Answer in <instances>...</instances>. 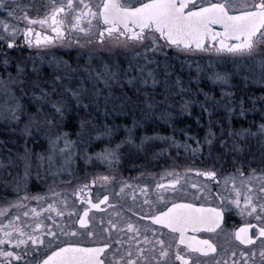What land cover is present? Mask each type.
<instances>
[{
    "label": "snow or ice",
    "instance_id": "6c2138e0",
    "mask_svg": "<svg viewBox=\"0 0 264 264\" xmlns=\"http://www.w3.org/2000/svg\"><path fill=\"white\" fill-rule=\"evenodd\" d=\"M30 7L37 12L43 8V16H31ZM4 12L26 22L18 28L0 21V41L7 49H18L17 37L23 35L29 48L76 49L77 67L65 61L60 70L57 61L44 74L35 61L29 70L26 61L17 60L13 75L10 54L0 53V121L24 140L23 153H17L24 162L22 174L5 185L14 186V198L0 202V264H264V158L254 167L253 156L246 169L243 145L234 142L228 151L239 156L233 157L231 171L217 169L213 161L207 167H171L159 179L153 174L124 178L116 175L115 166L125 144L144 151L148 141L160 140L168 149L175 148L177 156L183 149L193 158L203 156L207 144L210 157L214 143L227 148L223 127L218 136L209 119L203 142L182 130L183 141L175 135L145 136L137 145L135 130L143 120L133 119L130 126L123 125L125 139L113 145L118 129L105 123L100 131L88 118L90 108L100 110L101 97L108 117L113 111L110 99L119 92L115 100L121 109L131 103L145 119L156 117L174 131L171 109L176 104L181 113L198 104L209 117L222 107L229 123L244 119L256 109V98L249 97L252 108L239 100L237 112L233 85L227 74L212 70L211 57L231 58L233 74L246 86L248 81L258 85V99L264 100V0H0V13ZM201 55L209 61L207 70L196 64L193 93L191 78L187 84L178 75L172 79V61ZM202 74L212 85L222 86L218 100L208 92L202 101L192 98L202 91ZM71 112L79 117L76 140L63 130ZM260 113L264 116V108ZM227 136L264 139V121L256 132L251 127L229 128ZM41 137L47 140V155L28 147ZM94 141L102 147L86 155L85 162L103 165L107 174H96L91 184L59 188L56 178L72 174L79 145ZM33 157L37 180L52 177L45 191L29 187ZM8 164H15L11 156ZM5 167L0 162V168ZM98 182L105 194L93 199L89 189ZM234 216L241 224L232 221ZM199 233L206 238H198Z\"/></svg>",
    "mask_w": 264,
    "mask_h": 264
},
{
    "label": "rangeland",
    "instance_id": "374dc122",
    "mask_svg": "<svg viewBox=\"0 0 264 264\" xmlns=\"http://www.w3.org/2000/svg\"><path fill=\"white\" fill-rule=\"evenodd\" d=\"M3 51H7L10 54L11 64L9 67V71L13 75H15V64L17 60L26 61L29 70L32 68V61H35L36 65L41 68V71L44 74L50 73L52 71V68L56 67L57 61H59L60 70H63L65 61L71 64L73 68L77 67V64L75 63V61L77 60L76 49H62L57 46L51 47L49 49H30L28 52L22 53L21 47H19L18 49L10 50L7 49V45H3L2 47H0V53H2ZM211 59L213 61L212 70L220 72L221 74H227L230 84L233 85L232 91L234 89L233 92L235 93V99L237 101V112L239 111L238 102L239 100H241L240 98H238V93L239 95L247 92L256 93L253 98H256L257 100V107L254 111L247 112L244 119H233L231 123H229V120L227 118L228 114L224 111L222 107L216 108L211 117H209L208 113H204L201 111L198 104L192 105L189 113H181L179 105L176 104L171 109L173 116L171 123L174 126V131L173 127L169 126V123L161 121L156 117L145 119L138 110H135V106L131 103H129L128 108L121 109L119 107V101L115 100V96L120 95L119 92L114 93V96L110 99L108 107L109 109H113V111L108 117H105L103 115L104 98L101 97L100 110L97 112L95 107L90 108L88 111L91 112V116H89L88 118L92 121L93 124H96L98 126V130L100 131L104 130L103 125L105 123L118 129L113 134V145L125 139L126 133L124 131L123 125L130 126L133 122V119L143 120L142 126H138L135 130L134 139L137 145L140 143V140L145 136L164 137L175 135L178 141H183L185 139V134L182 130H187L189 135L194 136L203 142V138L208 128L209 119H211L214 124L213 131L216 132L218 136L221 133V127H223L224 137L227 141V148H221L220 144L216 142L213 145V151L211 152V156L209 157L208 145L204 144V156L195 158V161L198 162L195 163V165H205L204 162H199L201 160H205L207 166H210L213 161H216L215 166L218 169L220 166V156L222 155V153H225V156L228 161L227 165H232L233 157L239 156L238 153L228 151V149L232 147L234 142L243 145L244 156L242 158L246 161L245 166H247V160H250L253 156L256 160V163L254 164H258V162L262 158H264V139H261L259 136H256L249 137L247 141L240 140L236 137H228L227 131L229 128L240 129L242 127H251V130L253 132H256L259 124L264 121V116H262L260 113V109L264 108V100L258 99L262 95L260 87L258 85H253L251 81H248L246 86L245 81L239 75H234L233 73L236 71V66L233 64L231 58L217 60V58L213 56L211 57ZM208 61L209 57L207 55L193 56L186 61L176 59L172 61V64L174 66L172 69L174 73L172 79L174 80L175 77L178 75L187 84V82L191 78L192 92L195 93V85L197 84L196 64L199 63L203 68L207 70ZM49 62H51V67L49 66ZM190 64L191 68H189ZM80 65L83 66V60L80 61ZM160 71H163V67H161ZM66 83H68V81H66ZM198 83L202 91H200L199 95H192V93H189V95H192L193 99L202 101L204 99V92H208L210 95H213L217 100L220 98L222 87L220 84L212 85L208 81L207 76L203 74L199 79ZM105 95H107V93H105ZM159 98L162 99V97ZM141 99H143V97H141ZM245 107L252 108V105H245ZM81 114L87 115V113L85 112H82ZM69 115L75 116L77 115V113L71 112L69 113ZM0 127L1 132L5 133L3 136L0 134V162H3L6 165L5 168H0V193L5 194V192H7L6 196H1L0 194V202H6L7 199L14 198V186L11 183H8L6 187V182L11 181L12 178L16 176L18 172L22 174L24 162L18 159L17 153H23L24 140L21 138V134L19 133V131L13 132L3 121H0ZM70 138L72 140H76V132L72 135L70 134ZM189 143L195 146L194 140L189 141ZM28 147L32 149L33 152H44V154L47 155V152L45 151L48 147L47 140L43 137H41V139L36 143H29ZM101 147L102 144L99 141H94L91 145L80 144L79 148L77 149V155L74 156V163L71 165L72 174L68 175L67 172H64L61 177L56 178V182L59 188H72L78 183H89L91 181V178L98 173L107 174V169L103 165L97 164L94 161L92 163H86L84 158L86 155H91L94 152L99 151ZM162 148L166 149L165 151H177L175 148L168 149L167 145L161 142L160 140L148 141L144 146V151H139L137 148L125 144V146L121 150L122 155L120 158V163L119 165L115 166L118 169L116 175L124 177V166H126L128 163H131V161L136 165L139 163L144 165L146 164L147 155H153L152 153H149L150 151H161ZM219 150H222V152H217ZM180 151H183V149H181ZM9 156H11L12 159L15 161L14 165L8 164ZM57 159L59 160V157ZM33 161L34 162L32 167V177L30 180L29 187L34 192L45 191L48 185L52 183V177L48 176L47 179L37 180V167L35 164V157H33ZM46 167L47 164L45 165V168ZM9 172L11 173V175H9ZM41 176H46V173L42 171ZM61 179L71 180L72 183H60ZM97 184L102 186L100 182H98ZM95 191L96 193H104L105 187H97Z\"/></svg>",
    "mask_w": 264,
    "mask_h": 264
},
{
    "label": "flooded vegetation",
    "instance_id": "af4514ba",
    "mask_svg": "<svg viewBox=\"0 0 264 264\" xmlns=\"http://www.w3.org/2000/svg\"><path fill=\"white\" fill-rule=\"evenodd\" d=\"M96 0H93V3H95ZM37 3H39V0H37ZM29 14L33 17H36L37 15L39 16H43L44 14V9L40 8L39 12H37L36 7H30L29 8ZM0 21H5L9 24H15L18 28H24L26 26V22L25 21H17L14 20L11 17L7 16V12L4 13H0ZM36 28L37 31H40V27L39 25L34 26ZM3 31V28L0 27V32ZM45 34H49V33H45ZM16 43L20 45L21 49H22V53L28 52L30 49H37V47L34 45L32 48H29L27 46L26 43H24V38L23 35H20L17 37ZM3 45H6L3 41H0V47H2ZM59 47V46H58ZM51 48V47H49ZM49 48H44V47H40L39 49H49ZM60 48H64V47H60ZM202 56V55H201ZM217 152H222V150H219ZM149 153H152L153 155H147V159H146V164L142 165V164H135V163H128L126 166H124L123 168V174H124V178H131V177H140L141 174H144L145 177L148 176V174H153L156 176L157 179H159L160 175L166 170V169H170L171 167H177V168H184V167H207V164L205 162V160H201L199 161L200 163L204 162L205 165H195V163H198L195 161V158L191 157L190 154L186 155L184 154L183 151H180V155L177 156L176 155V151H164L163 154L156 156L154 155V153H160V151H150ZM263 154V153H260ZM204 156V155H203ZM201 156V157H203ZM258 158V156H257ZM230 162V160H229ZM228 161L225 155H221L220 156V166L218 169H221L222 171H231L232 170V165H227ZM254 167H258V164H253ZM245 168L247 169V166H245ZM167 177L165 178V182H167ZM138 183L141 181H137ZM145 182L151 184L154 186V182L151 179H147ZM89 184H91V181L89 182ZM98 184L92 185L90 187V192L92 194V198L95 199L97 196H100L102 198L104 193H96V188L97 187H102ZM3 189V188H2ZM1 196H6L7 192H5V194L0 193ZM190 199V197H189ZM33 205L35 204V202H32ZM129 205L131 206V202L129 201ZM136 211H140L139 208L136 209ZM99 215V214H98ZM135 219V218H134ZM232 221L235 222L236 225L241 224V220L238 216H234L232 217ZM231 226V222L230 225ZM198 236V238H206L207 234L205 233H199L196 234ZM217 239L218 242L223 243V239L222 238H214Z\"/></svg>",
    "mask_w": 264,
    "mask_h": 264
},
{
    "label": "trees",
    "instance_id": "16d2710c",
    "mask_svg": "<svg viewBox=\"0 0 264 264\" xmlns=\"http://www.w3.org/2000/svg\"><path fill=\"white\" fill-rule=\"evenodd\" d=\"M234 91V89H233ZM256 95V93H252V92H247L244 94L239 95L238 93V98L243 99L245 101V105H252L251 101L249 100V97H254ZM31 111H35V109H30ZM82 115V114H81ZM79 123V117L78 115L75 116H71L68 115V118L65 120L64 122V126H63V130H65L66 132H68L69 134H74L77 130V126ZM0 134L3 136L5 133L1 132V127H0ZM9 134V133H7Z\"/></svg>",
    "mask_w": 264,
    "mask_h": 264
}]
</instances>
